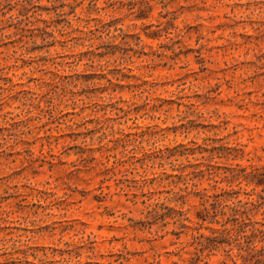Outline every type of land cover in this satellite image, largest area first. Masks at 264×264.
I'll return each mask as SVG.
<instances>
[{"label": "rangeland", "instance_id": "374dc122", "mask_svg": "<svg viewBox=\"0 0 264 264\" xmlns=\"http://www.w3.org/2000/svg\"><path fill=\"white\" fill-rule=\"evenodd\" d=\"M262 173L264 0H0V264H264Z\"/></svg>", "mask_w": 264, "mask_h": 264}, {"label": "trees", "instance_id": "16d2710c", "mask_svg": "<svg viewBox=\"0 0 264 264\" xmlns=\"http://www.w3.org/2000/svg\"><path fill=\"white\" fill-rule=\"evenodd\" d=\"M264 176V174L262 173V174H255L254 175V177H253V179L254 180H256L257 182V184H258V186H261V185H263L264 184V181H262V177Z\"/></svg>", "mask_w": 264, "mask_h": 264}]
</instances>
